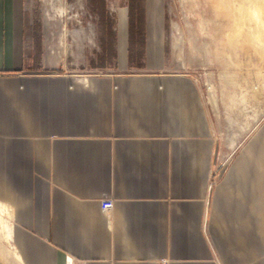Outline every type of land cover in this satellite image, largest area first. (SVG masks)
Segmentation results:
<instances>
[{"label":"crops","instance_id":"obj_1","mask_svg":"<svg viewBox=\"0 0 264 264\" xmlns=\"http://www.w3.org/2000/svg\"><path fill=\"white\" fill-rule=\"evenodd\" d=\"M32 1L0 0V264H264V130L227 157L221 142L218 168L203 94L169 62L165 0H74L94 16L64 24L57 56ZM63 15L79 17L44 12L47 38Z\"/></svg>","mask_w":264,"mask_h":264},{"label":"rangeland","instance_id":"obj_2","mask_svg":"<svg viewBox=\"0 0 264 264\" xmlns=\"http://www.w3.org/2000/svg\"><path fill=\"white\" fill-rule=\"evenodd\" d=\"M47 7L41 0H33L27 17L34 41L48 39L57 56L58 41H63L58 36L63 34L60 30L64 24L67 32L74 27L87 28L94 15L91 8L76 5L74 0ZM163 11L170 65L191 73L203 94L213 119L221 169V142L227 157L251 133L264 130V0H165ZM44 12L66 16L77 13L79 17L72 21L64 15L61 20L54 16L47 38ZM70 44L71 38L66 35V46ZM68 70L86 71L75 67ZM0 241L6 256L10 239L5 243L2 235Z\"/></svg>","mask_w":264,"mask_h":264},{"label":"built area","instance_id":"obj_3","mask_svg":"<svg viewBox=\"0 0 264 264\" xmlns=\"http://www.w3.org/2000/svg\"><path fill=\"white\" fill-rule=\"evenodd\" d=\"M113 206V201L109 198H103L100 201V208L103 212L109 211ZM64 264H90L88 260L75 259L72 256L66 255Z\"/></svg>","mask_w":264,"mask_h":264}]
</instances>
